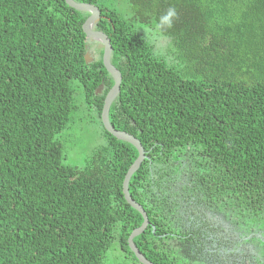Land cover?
<instances>
[{"label": "trees", "instance_id": "1", "mask_svg": "<svg viewBox=\"0 0 264 264\" xmlns=\"http://www.w3.org/2000/svg\"><path fill=\"white\" fill-rule=\"evenodd\" d=\"M76 1L101 8L94 28L122 73L110 121L146 150L129 182L150 221L138 248L156 264H194L171 234L194 198L264 237V0ZM89 14L0 0V264H104L114 243L142 264L128 238L144 218L123 191L137 148L103 126L83 166L65 162L76 87L101 116L114 83L103 47L85 60Z\"/></svg>", "mask_w": 264, "mask_h": 264}, {"label": "flooded vegetation", "instance_id": "2", "mask_svg": "<svg viewBox=\"0 0 264 264\" xmlns=\"http://www.w3.org/2000/svg\"><path fill=\"white\" fill-rule=\"evenodd\" d=\"M182 203L178 210L185 228L171 234L179 238L177 245L187 260L194 264H264V245L252 239L262 234L239 226L228 207L219 210L211 198H194L189 206L186 200Z\"/></svg>", "mask_w": 264, "mask_h": 264}, {"label": "water", "instance_id": "3", "mask_svg": "<svg viewBox=\"0 0 264 264\" xmlns=\"http://www.w3.org/2000/svg\"><path fill=\"white\" fill-rule=\"evenodd\" d=\"M66 2L73 8L81 11H87L89 12V16L86 18V20L83 23V30L86 33V37L90 42L92 41H98L103 45V63L108 70V72L112 75L114 79V83L112 87L108 90L105 99H104V105L101 113L102 122L104 125V128L113 134L118 139L127 141L134 145L138 150V156L135 159V161L132 163L130 168L128 169L124 183H123V191L126 200L128 203L137 209L143 216L144 220L140 226L135 228L131 234L129 235L128 242L131 250L135 253L137 259L142 264H156L152 261H150L144 253L138 248L136 245L134 238L138 235H140L142 232L145 231L147 226L149 225L150 221L148 218V214L145 210V208L142 206L141 203L136 201L129 190V182L133 174L139 169L141 164L143 163L144 159L147 157L146 150L141 143V141L133 134L123 131L120 129H116L115 126L110 121V109L111 105L120 93L121 90V82H122V73L121 71L112 63V53H113V46L111 43L110 37L102 30L95 29V24L101 19L102 17V11L101 8L94 4L89 2H82V1H76V0H66ZM88 47V45H87ZM85 60L87 63L92 61L93 59L90 57V51H87L85 54ZM103 90V84H100V86L97 89V94H101Z\"/></svg>", "mask_w": 264, "mask_h": 264}, {"label": "rangeland", "instance_id": "4", "mask_svg": "<svg viewBox=\"0 0 264 264\" xmlns=\"http://www.w3.org/2000/svg\"><path fill=\"white\" fill-rule=\"evenodd\" d=\"M111 3L121 5L124 0H110ZM157 47L166 51L169 44L166 38L157 33H148ZM90 57L93 59L95 51L103 45L98 41L90 43ZM77 103L79 105L78 113L75 117V124L69 132L68 140L65 143V162L71 165L83 166L92 150L103 143L104 130L102 117L94 107H89L83 101L81 90L76 87ZM83 100V101H82ZM104 264H140L132 254L124 251L118 244L113 245L106 253Z\"/></svg>", "mask_w": 264, "mask_h": 264}]
</instances>
